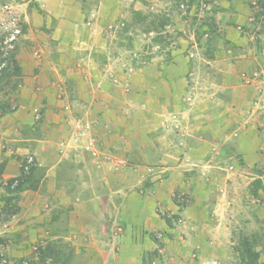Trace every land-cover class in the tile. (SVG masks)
<instances>
[{
    "label": "rangeland",
    "instance_id": "1",
    "mask_svg": "<svg viewBox=\"0 0 264 264\" xmlns=\"http://www.w3.org/2000/svg\"><path fill=\"white\" fill-rule=\"evenodd\" d=\"M223 1L148 0L138 12L141 16L129 13L126 7L124 17L104 26L105 52L92 50L89 54L78 46L73 55L65 49L59 50L58 41L49 35L53 22L44 20V11L37 0H0V51H11L18 62H24L18 107L4 118L0 117L3 162L11 158L20 163V158L27 156L36 163L44 162L46 166L41 168L45 174L53 162L60 160L61 178L68 187H75L73 182H78L82 188L90 187L96 192L103 191L98 181L103 170L120 172L123 182L116 198L119 200L116 225L106 229L107 237L119 236L122 233L120 225L129 213L128 203L137 198L142 200L141 204H150L155 184L165 182L170 176L168 169L163 170L161 165L132 163L124 148L104 146L102 136L116 131L127 141L131 127L139 131L140 142H145V136L152 141L161 136H174L179 130L185 136L188 134L193 127L191 118L146 117L149 102L143 98L145 85L142 86L144 91L133 90L129 80H187L188 93L181 103L188 109L194 107L198 102L200 80L220 83L228 68L243 55L240 47L225 40L223 26L229 22L232 13L229 11L234 7H231L232 0H227L229 9ZM251 6L253 17L261 19L264 0L255 1ZM210 17L215 21L211 40L206 42L207 37L203 35L197 42L196 26ZM94 18L91 13L86 15L87 22L93 23ZM161 24L166 25L162 31ZM262 25L252 22L249 27L252 46L259 40ZM156 33L167 40L164 49L154 42ZM68 39L71 45L73 42ZM261 76L252 72L250 79L257 77L258 80H241L254 97L249 105L234 109L233 116L228 117L231 120L230 144L225 148L210 144L209 148L195 150L206 156L203 164L193 163L191 159L181 163L188 149L185 143L180 145V154L176 156L179 162L169 166L181 171L173 181L178 183L177 190L168 199L178 211L170 214L164 210V201L156 200L153 210L164 222V227L143 231L142 236H148L156 245L144 251L143 257L148 264L150 261L155 264H239L236 246L242 236L254 232L258 234L257 248L261 251L258 264H264V191H252L253 180L260 179L264 184V80ZM104 92L117 94L115 99L105 97L106 108L119 111V116H114L116 127L98 116ZM2 95L0 92V97ZM25 124L33 125V129L24 128ZM158 126V131L147 133V127ZM4 154L7 157H3ZM75 156L81 159L80 168H74ZM38 193L43 196L36 206H41L39 209L31 207L26 212L20 209L9 220L0 221V264H30L37 260V248L47 241L56 243L61 254L66 256L67 264H79V255L87 253V247L78 245L69 227L71 208L51 213L48 194L43 195V187ZM196 205L215 210L217 213L213 216L220 222L209 235L211 243L206 245L207 256L211 253L212 260L203 257L200 262L195 254V249H199L194 245L188 257H182L187 260L180 262L178 252L183 253L185 247L179 243V236L183 234L179 231L184 222L183 210ZM110 211L107 209L105 214L107 220L111 219ZM165 218L170 220V225ZM113 219L114 216L111 222ZM154 250L157 255H146Z\"/></svg>",
    "mask_w": 264,
    "mask_h": 264
},
{
    "label": "crops",
    "instance_id": "2",
    "mask_svg": "<svg viewBox=\"0 0 264 264\" xmlns=\"http://www.w3.org/2000/svg\"><path fill=\"white\" fill-rule=\"evenodd\" d=\"M255 1L258 0H232L231 7L234 8L229 11L232 13L228 18L229 22L223 26V32L225 40L240 47L243 55L240 60L230 66L231 68H228V73L220 80V83L212 82V80H200L199 96L195 95L198 102L194 107L188 109L181 103L188 93L185 84L187 80H129L130 88L133 90H142V86L145 85L143 98L149 102V107L145 111L146 117L170 115L178 118H191L192 121L191 119L189 121L193 123V127H191L192 125L191 128L189 127L186 136L179 130L180 132H174V136H161L152 141L148 136H145V142H140V139L137 138L139 131H134L132 127L130 128L131 135L127 141L123 140L116 131L112 135L104 134L102 136L104 146L119 150L124 148L125 152L129 154L127 159L132 163L150 162L161 165L163 170L168 169L170 176L165 182L155 184L154 197L149 198L150 204L147 202L141 204L142 200H137V198L128 203L127 211L129 213L125 222L120 225L122 228H119V231L122 230V233L119 236L107 237L106 229H112L116 225L115 217L116 210H118L116 208L119 204V200L116 198L123 182L120 172L107 173L103 170L102 176L99 178L101 181L98 179L103 188L101 192H96L90 187L82 188L78 182H73L75 187H68L67 182L61 178L60 160H56L44 174L43 185L37 191H25L21 194L19 203L21 212H26L27 208L32 207L36 210L41 207L36 206L38 200L42 201L43 196L38 193L42 187L43 195L48 194L50 198L51 213L64 209V207L71 208L68 214L69 227L73 229L78 245L83 246L84 249L87 247V253L79 255L81 257L79 264H142L144 251L154 249L153 246H156L148 236H142L143 231L151 232L164 227V222L153 210L156 200L164 201V210L170 214L178 211V208L168 199L178 184L173 183L174 178L181 174L180 168H169L172 163L176 164L180 160L176 157L180 154V145L185 143L188 149L184 155L186 158L181 159V163L191 159L193 163L203 164L206 156L203 153H196L199 149L209 148L210 144H219L220 147L225 148L231 143V120L228 117L233 116L234 109L237 110L245 104L249 105L250 100L254 97L250 88L245 87L241 80H258L257 77H260V74L264 80V15L259 20L253 17L251 4H254ZM37 2L44 11V20L53 22L49 35L58 41L59 50L65 49L66 52L69 51L75 55L78 46L81 51L89 52V54L93 51L105 52L107 44L104 39L106 35L104 26L106 23L124 17L126 7L129 8V13L141 11L148 0H37ZM222 3L229 9L230 2L224 0ZM88 13L95 17L93 23L87 22L89 20H86ZM252 22L263 24L258 36L259 40L255 42L254 46L251 45L253 38L251 28H249ZM68 38H71L73 42L71 45ZM101 40L103 43H100ZM18 63L23 69L24 62ZM252 72L257 77L250 79ZM102 96L104 97L101 105L98 106V116L102 118L103 122L108 121L107 123H112L116 127L114 116L118 115L119 111L107 109L105 97L109 96L110 99H115L117 94L113 92L110 95L104 92ZM138 96L142 95L138 94ZM16 97L19 103V90ZM160 106L162 107L160 108ZM16 117H21V115H16ZM114 127L113 129H115ZM159 127H147L146 131L148 134L154 133L160 129ZM165 149H169V151L167 152ZM3 157L7 156L4 154ZM4 161L5 163L0 157V163H4L1 175L3 182L18 175L20 168V163L16 160L7 158ZM37 165L46 166L44 162H38ZM73 165L74 168H80V157H74ZM2 192L0 187V195ZM107 209L112 210L110 211L111 219L114 216L112 222L111 219L105 218ZM183 213L184 222L179 230L183 234L179 236V243L185 247L183 253L178 252V260L185 262L187 259H182V257H188V252L193 251L191 246L195 245L199 249H195L199 261L201 262L203 257H205L204 260L211 261L212 254L207 256L209 249L206 245L211 243L208 242V238L210 239L209 235L212 230L220 226V222H217L218 219L213 216V213L217 212L196 205L184 209ZM109 221L112 223L111 225Z\"/></svg>",
    "mask_w": 264,
    "mask_h": 264
},
{
    "label": "trees",
    "instance_id": "3",
    "mask_svg": "<svg viewBox=\"0 0 264 264\" xmlns=\"http://www.w3.org/2000/svg\"><path fill=\"white\" fill-rule=\"evenodd\" d=\"M262 8V4H260ZM135 16H141L140 13L134 12ZM261 15H263L261 13ZM202 24L196 26L194 30L195 40L199 42L203 35H206V42L211 40V33L214 32L215 21L212 17L202 20ZM168 25V23H167ZM166 25L161 24L160 30ZM203 28V29H202ZM154 38L156 44L161 45L164 49L166 39L161 36ZM168 37V34H166ZM5 54V55H4ZM23 75L22 66L18 63L15 53L0 51V92L3 93L0 97V117L14 112L18 107V100L16 94L21 84ZM16 93V94H15ZM24 128L33 129V125H24ZM4 164L0 163V187L3 192L0 195V221L5 222L12 216L16 215L20 210L21 194L25 191H37L43 185L44 173L42 168L37 165L33 158L23 157L20 158V168L18 175L2 181L1 175L3 173ZM253 190L264 191V184L260 179H255L252 182ZM167 225H170V220L165 218ZM258 234L254 232L251 235H244L240 238L236 252L239 257V264H258L260 258V249H258ZM52 241H47L44 246H39L37 249V260H32L30 264H67L65 255H62L59 247ZM149 257L157 255V251L146 253ZM148 261V260H147ZM143 257L142 264H148ZM155 264L150 261L149 264ZM21 264H28L27 262ZM162 264V263H157Z\"/></svg>",
    "mask_w": 264,
    "mask_h": 264
},
{
    "label": "built area",
    "instance_id": "4",
    "mask_svg": "<svg viewBox=\"0 0 264 264\" xmlns=\"http://www.w3.org/2000/svg\"><path fill=\"white\" fill-rule=\"evenodd\" d=\"M262 9V8H261ZM263 10H264V6H263ZM264 15V14H263Z\"/></svg>",
    "mask_w": 264,
    "mask_h": 264
}]
</instances>
